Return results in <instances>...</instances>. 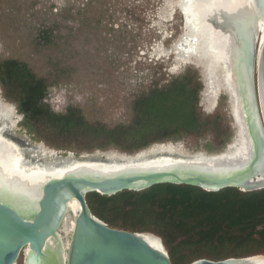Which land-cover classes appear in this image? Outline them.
<instances>
[{
  "label": "rangeland",
  "instance_id": "obj_1",
  "mask_svg": "<svg viewBox=\"0 0 264 264\" xmlns=\"http://www.w3.org/2000/svg\"><path fill=\"white\" fill-rule=\"evenodd\" d=\"M179 3L180 0H0V62L18 60L38 79H44L48 86L44 103L55 113L76 107L88 122L109 127L130 123L136 100L189 73L193 83L202 87L199 113L203 118L221 115L229 136L222 145L214 142L209 133L167 142L181 147L183 152L216 155L235 142L237 128L211 57L191 51L184 59H177L175 45L184 36ZM47 30L52 31L49 42L42 38ZM210 75L215 80L211 81ZM7 95L0 84V112H10L12 133L18 139L29 138L59 156L130 154L113 146L98 149L86 139L69 142L54 136L49 128L32 129L31 123L27 128L15 95ZM24 260L21 255L17 264H24Z\"/></svg>",
  "mask_w": 264,
  "mask_h": 264
},
{
  "label": "water",
  "instance_id": "obj_2",
  "mask_svg": "<svg viewBox=\"0 0 264 264\" xmlns=\"http://www.w3.org/2000/svg\"><path fill=\"white\" fill-rule=\"evenodd\" d=\"M251 2L256 15L243 19L237 17L242 11L226 15L227 22L230 23L231 16H234L233 22L243 28L248 25L244 19L250 18L248 36L237 30L229 31L235 38L236 46L239 45L240 51H243L236 57L233 49L230 55L237 76L239 106L237 97L225 88L237 128L235 137L241 130L236 105L242 114L244 137L252 147L250 157L236 161L232 143L223 152L210 155L183 152L181 147L168 142L154 144L135 154L114 156V159L107 154L60 155L62 159L72 157L80 161H99L101 166L73 169L62 177L47 181L41 178L34 186L32 201H23L22 209L0 200V264H17L21 255L25 257L24 264H173L160 237L110 227L93 215L87 195L98 193L111 197L124 191L142 192L161 184L187 185L207 192L227 188L242 192L264 190V41L258 39L261 33L256 24L257 19L264 22V0ZM188 10L190 16L192 10ZM182 15L185 25L186 16ZM218 25L221 27L219 31L226 33V26ZM179 46L186 50L184 43ZM243 68L250 85L251 104L242 84L245 77ZM214 70L217 73V66ZM0 145L5 147L4 143ZM169 145L178 150L169 149ZM4 153L7 155V150ZM222 168L228 172H220ZM72 202H77L80 209L66 245L61 228L65 225ZM259 257L264 256L220 261L200 259L191 264H262L254 260Z\"/></svg>",
  "mask_w": 264,
  "mask_h": 264
},
{
  "label": "trees",
  "instance_id": "obj_3",
  "mask_svg": "<svg viewBox=\"0 0 264 264\" xmlns=\"http://www.w3.org/2000/svg\"><path fill=\"white\" fill-rule=\"evenodd\" d=\"M43 34L45 41H52L51 30ZM0 84L8 97L15 95L27 128L30 123L32 129L46 127L54 136L69 142L86 139L98 149L113 146L134 154L186 136L209 133L219 145L229 136L221 115L203 118L199 113L202 87L193 83L189 73L136 100L132 121L114 127L88 122L76 107L64 113L52 111L44 103L46 81L18 60L0 62ZM87 201L93 215L112 228L160 237L173 264L264 255V190L207 192L187 185L161 184L111 197L90 193Z\"/></svg>",
  "mask_w": 264,
  "mask_h": 264
},
{
  "label": "bare ground",
  "instance_id": "obj_4",
  "mask_svg": "<svg viewBox=\"0 0 264 264\" xmlns=\"http://www.w3.org/2000/svg\"><path fill=\"white\" fill-rule=\"evenodd\" d=\"M178 7L181 14L183 13L186 16V23L184 25V36L175 45V52L178 55L177 59H184L191 51L193 53L201 51V54L211 57L215 63L214 65L218 68L221 79L220 83H222L221 87L231 91L237 97L235 99H237L239 106L240 97L238 95L237 76L235 75V65L232 63L230 55L233 49H235L236 57H239V54H242L243 51H240L239 45L236 46L235 38L231 33L237 30L244 36H248L247 32L249 28L247 26L250 23L248 20L250 18L244 19L248 22V25L245 27L247 30H245V28L241 27V24L238 25L233 22L234 16H231L233 19L230 23L227 22L226 15L229 16L234 11L237 14L242 11L241 16H237L241 19L246 16L251 17V15H256L251 0H180ZM188 9L192 10L190 16L188 15ZM222 13L224 16H222ZM215 23L217 24L215 25ZM218 23L226 26V33L219 31L221 27ZM256 24L257 30L261 33L258 39L259 41H264V22L261 19H257ZM180 43H184L186 50L179 46ZM242 73L245 76L242 84L247 92L248 101L251 104V90L244 68ZM209 77L211 81L215 80L212 75ZM218 84L219 82H216V85ZM211 88L214 91V88ZM212 103L215 105V101H212ZM235 108L238 121L241 119V130L239 129L240 134L235 139L232 149L235 150V160L241 162L243 159L250 157L252 147L250 142L244 137V125L239 107L235 105ZM9 115L10 112L8 111L0 112V144L4 143L5 145L4 148H1L0 145V200L11 202L22 209L24 207L23 201H32L34 186L38 180L41 181V178L44 179L43 181H47L53 177H62V175L73 169L86 166H101L99 161L94 160L80 161L72 157L62 159L59 155L57 156L55 153L43 149L41 145L32 143L28 138L23 137L24 141L19 140L12 133L13 124ZM156 148L158 147H154V149ZM171 148H174L176 151L178 150L176 147L169 145V149ZM4 150H7V155H5ZM106 156L114 159L120 155L107 154ZM220 172L227 173L228 170L222 168ZM79 209L80 206L77 202L70 203V210L65 225L61 228L66 245L69 244ZM254 260L261 261L264 264V257Z\"/></svg>",
  "mask_w": 264,
  "mask_h": 264
},
{
  "label": "flooded vegetation",
  "instance_id": "obj_5",
  "mask_svg": "<svg viewBox=\"0 0 264 264\" xmlns=\"http://www.w3.org/2000/svg\"><path fill=\"white\" fill-rule=\"evenodd\" d=\"M178 10H179V8H178ZM180 11V10H179ZM184 28H185V26H184ZM185 30V29H184Z\"/></svg>",
  "mask_w": 264,
  "mask_h": 264
}]
</instances>
